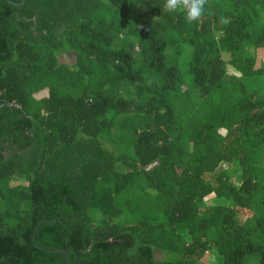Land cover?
<instances>
[{"label": "trees", "instance_id": "1", "mask_svg": "<svg viewBox=\"0 0 264 264\" xmlns=\"http://www.w3.org/2000/svg\"><path fill=\"white\" fill-rule=\"evenodd\" d=\"M163 5L0 0V264H264V0Z\"/></svg>", "mask_w": 264, "mask_h": 264}, {"label": "rangeland", "instance_id": "2", "mask_svg": "<svg viewBox=\"0 0 264 264\" xmlns=\"http://www.w3.org/2000/svg\"><path fill=\"white\" fill-rule=\"evenodd\" d=\"M214 33L217 35V37L220 36V33L217 31H214ZM254 53L258 56V63L260 65L264 64V48H255ZM60 62L61 63H67V64H74L75 63V54L74 53H69V54H65V55H61L59 56ZM245 83L247 86H249L250 88H252L253 90L256 91H262V85L264 82V78L263 76H253V77H249L246 78ZM264 166V160L261 163ZM235 180L237 182V184H241V179L239 175H235ZM209 203H223V204H230L229 200L225 199V198H214V195H211L207 198ZM259 212L260 214L264 213V209L259 208ZM257 216H260L259 214H257ZM257 232V230H255ZM256 234V235H257ZM255 235L253 234V237ZM157 254H158V258L161 259L164 257V254L157 250ZM206 263L211 264L214 262H221L222 257L219 255V253L217 252V250L213 247L209 250L207 256H206Z\"/></svg>", "mask_w": 264, "mask_h": 264}, {"label": "clouds", "instance_id": "3", "mask_svg": "<svg viewBox=\"0 0 264 264\" xmlns=\"http://www.w3.org/2000/svg\"><path fill=\"white\" fill-rule=\"evenodd\" d=\"M163 6L168 13L182 10L184 19L189 24L198 21L209 10L208 0H164ZM223 22L228 23V19L224 18Z\"/></svg>", "mask_w": 264, "mask_h": 264}, {"label": "water", "instance_id": "4", "mask_svg": "<svg viewBox=\"0 0 264 264\" xmlns=\"http://www.w3.org/2000/svg\"><path fill=\"white\" fill-rule=\"evenodd\" d=\"M7 1H9L10 3H12V4H14V5L21 6L26 0H23V1L20 2V3L15 2V1H13V0H7ZM69 261H70V259H69Z\"/></svg>", "mask_w": 264, "mask_h": 264}]
</instances>
